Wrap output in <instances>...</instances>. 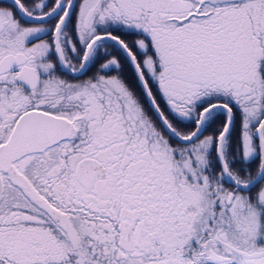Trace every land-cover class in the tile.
<instances>
[{
  "label": "snow or ice",
  "instance_id": "obj_1",
  "mask_svg": "<svg viewBox=\"0 0 264 264\" xmlns=\"http://www.w3.org/2000/svg\"><path fill=\"white\" fill-rule=\"evenodd\" d=\"M0 264H264V0H0Z\"/></svg>",
  "mask_w": 264,
  "mask_h": 264
}]
</instances>
